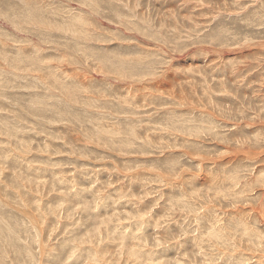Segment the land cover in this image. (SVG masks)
I'll return each instance as SVG.
<instances>
[{
	"label": "rangeland",
	"instance_id": "obj_1",
	"mask_svg": "<svg viewBox=\"0 0 264 264\" xmlns=\"http://www.w3.org/2000/svg\"><path fill=\"white\" fill-rule=\"evenodd\" d=\"M0 132V264H264V0H0Z\"/></svg>",
	"mask_w": 264,
	"mask_h": 264
},
{
	"label": "bare ground",
	"instance_id": "obj_2",
	"mask_svg": "<svg viewBox=\"0 0 264 264\" xmlns=\"http://www.w3.org/2000/svg\"><path fill=\"white\" fill-rule=\"evenodd\" d=\"M67 25V24H66ZM68 26V25H67ZM4 70V69H3ZM9 70V69H8ZM49 71V70H48ZM36 81V80H35ZM1 133V132H0ZM1 135V134H0ZM256 135V134H255ZM260 137V136H259ZM263 142H264V140H263ZM10 156V155H9ZM34 221V220H33ZM79 222V221H78ZM40 231V230H39ZM35 238V237H34ZM35 240H36V238H35ZM4 247V246H3ZM95 251V250H94ZM29 254V253H28ZM263 255V254H262ZM12 263V262H11Z\"/></svg>",
	"mask_w": 264,
	"mask_h": 264
}]
</instances>
